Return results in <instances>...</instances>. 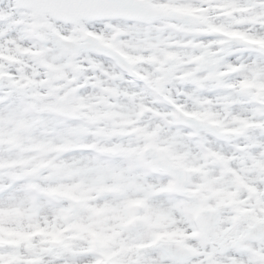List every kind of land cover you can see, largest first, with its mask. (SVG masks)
I'll use <instances>...</instances> for the list:
<instances>
[{"label":"snow or ice","instance_id":"snow-or-ice-1","mask_svg":"<svg viewBox=\"0 0 264 264\" xmlns=\"http://www.w3.org/2000/svg\"><path fill=\"white\" fill-rule=\"evenodd\" d=\"M0 264H264V0H0Z\"/></svg>","mask_w":264,"mask_h":264}]
</instances>
